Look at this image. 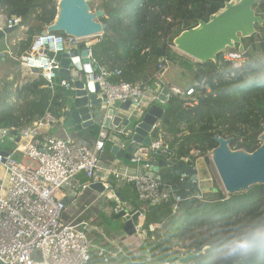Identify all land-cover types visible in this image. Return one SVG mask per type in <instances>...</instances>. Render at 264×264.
Here are the masks:
<instances>
[{
	"label": "trees",
	"instance_id": "obj_1",
	"mask_svg": "<svg viewBox=\"0 0 264 264\" xmlns=\"http://www.w3.org/2000/svg\"><path fill=\"white\" fill-rule=\"evenodd\" d=\"M56 3V0H0V12L21 18L27 28L26 40L11 46L12 56L20 57L29 51L33 37L53 22ZM222 5L221 0H99L96 9L104 13L100 21L105 28L91 48L92 58L99 68L110 73L113 83L143 82L152 86L160 59L166 58L169 64L181 59L170 48L181 25L191 28ZM255 10L264 16V0ZM243 44L248 57L240 69L233 70L229 64L219 62L195 63V80L209 82L210 89L207 93L201 89L202 83L195 82L196 105L184 107L181 99L172 96L166 101L165 118L151 134L153 138L162 136L180 164L194 167L197 153L208 164L206 155L217 146L213 141L215 135L231 138L229 146L233 150L250 153L259 147L258 137L264 124V29ZM3 91L0 129H13L8 133L11 135L31 126L46 113L58 120L69 96L61 82H56L51 90L41 76L14 92ZM11 97L17 102L11 103ZM90 131L97 136L99 126H91ZM110 146L105 145L107 152ZM160 175L165 181L177 180L174 172L161 170ZM206 186L204 183L201 190L175 184L176 194L186 198L196 191L203 200L186 199L176 211L172 210L171 202H165L146 213L144 225L159 224L162 232L142 233L139 260L150 255L154 264H264V248L250 244L245 247L241 243L253 229L264 231V186L228 196L213 184L212 198L206 197L209 194ZM234 244L239 247L229 254L228 248ZM127 253L105 262L91 250L89 264H130L124 260L131 256Z\"/></svg>",
	"mask_w": 264,
	"mask_h": 264
},
{
	"label": "built area",
	"instance_id": "obj_2",
	"mask_svg": "<svg viewBox=\"0 0 264 264\" xmlns=\"http://www.w3.org/2000/svg\"><path fill=\"white\" fill-rule=\"evenodd\" d=\"M98 1L91 0L96 3ZM13 28L25 29L22 19L8 17L0 12V32ZM82 40L84 39L65 37L58 33H40L33 37L27 53L13 59L22 69L41 76L52 90L61 69L60 55L82 44ZM170 48L173 50L171 45ZM88 51V57L95 62L90 49ZM245 59V55L237 50H225L220 54L218 62L221 65L229 64L233 70H237L244 65ZM167 65L166 58L160 59L157 72L152 78V86L143 82L113 83L110 73L104 68H98L93 81L98 84L99 93L105 97L104 108L108 110L118 103L130 101L127 115L131 118L141 114L146 106L157 104L163 89L160 81ZM61 86L68 91L71 89L67 81H62ZM164 87L168 90L166 101L172 96L181 99L184 107L197 104L194 87ZM201 89L210 92L208 84L204 82ZM146 98L149 102L144 104ZM56 122L53 116L46 113L31 126L21 129L24 140L21 154L27 163L0 151V264H89L91 250H95L105 262L114 257L104 247L94 246L84 230L74 222L65 221V207L59 193L71 181L77 180L79 175H83L87 179L81 185L83 190L99 182L105 188L100 196L108 200L116 199L112 187L98 179L97 174L103 169L101 157L105 152V145L110 143L125 149L132 141L131 134L123 126L105 127L102 123L93 145L87 147L49 134L46 129ZM8 133V130H0V140ZM158 159H162L173 172L180 164L175 152L165 144L161 135L151 138L149 145L137 144L133 149L130 162L140 167L138 172L106 169L109 174L105 175L107 178L112 177L130 187L135 202L133 205L125 203L118 206L105 202L106 210L113 215L120 209L130 210L136 207L140 213L139 219L143 221L136 228L138 238H141L139 235L145 230L153 234L161 229L159 224L144 225L145 215L151 208L171 202L172 210L176 211L178 204L186 199L203 200L196 191L186 198L174 192L175 184L184 185L188 181L185 175L177 176L176 181H165L160 172H151V163ZM102 238L107 240L103 235ZM110 242L117 248L115 256L124 255L119 244L112 240ZM130 264L138 262L132 261ZM144 264L154 262L149 259Z\"/></svg>",
	"mask_w": 264,
	"mask_h": 264
},
{
	"label": "water",
	"instance_id": "obj_3",
	"mask_svg": "<svg viewBox=\"0 0 264 264\" xmlns=\"http://www.w3.org/2000/svg\"><path fill=\"white\" fill-rule=\"evenodd\" d=\"M223 2L214 13L200 19L196 25L186 28L180 27V33L174 37L171 46L174 51L190 58L199 65L207 63L216 64L220 54L225 50H237L248 57L243 41L260 35L264 29V16L256 12L255 6L262 0H221ZM91 0H58L56 3V15L53 22L42 32L61 33L65 37L78 39H93L89 43H82L60 55L61 69L58 79H65L71 86L68 91L65 109L62 111L63 128H75L80 131L83 128L93 126L95 121L103 119L104 126L118 128L123 126L131 134V143L125 149L112 146L110 154L116 159L130 161L131 153L137 144L149 145L151 134L158 123L165 118V101L168 95L167 88L162 89L157 104L146 106L141 114L124 119L114 107L101 109L105 97H98L99 86L93 79L99 66L92 61L89 49L102 35L105 25L100 21L104 13L100 8L93 10ZM17 28L6 29L0 32V39L10 36ZM0 60L2 58L0 57ZM80 72L82 79L73 74ZM198 83H202L197 78ZM165 85V81H162ZM209 84V82H204ZM130 101L120 103L119 109L128 112ZM93 114V118L91 117ZM105 114V115H104ZM105 116V117H104ZM262 133L258 137L259 147L253 152L233 150L229 144L231 138L225 139L219 135L213 137L217 146L211 149L207 155L213 164L225 194L228 196L246 193L253 186H264V124ZM153 173L161 170L170 171L162 159L151 163ZM176 176L185 175L188 181L184 184L188 189H199V174L192 166L178 164L175 168ZM89 188L104 193L102 183H94ZM119 197L117 192H114ZM123 202V197H120ZM140 213L136 207L130 210L120 209L111 217L118 221L119 233L127 237H135L136 228L143 224L139 219Z\"/></svg>",
	"mask_w": 264,
	"mask_h": 264
},
{
	"label": "crops",
	"instance_id": "obj_4",
	"mask_svg": "<svg viewBox=\"0 0 264 264\" xmlns=\"http://www.w3.org/2000/svg\"><path fill=\"white\" fill-rule=\"evenodd\" d=\"M18 30V29H17ZM17 30H15L11 35H13ZM25 33L23 37H18L16 39H10V36H5L4 39H0L1 45H0V57L2 60H0V74L6 70L4 67L6 60L9 58L13 59L14 56H12L11 52V46L18 44L20 41H25L27 38L26 30L22 29ZM93 39L87 38L81 41V43H89ZM10 42V45H9ZM98 42V41H97ZM96 42V43H97ZM12 43V44H11ZM95 43V44H96ZM94 44V45H95ZM93 47V46H92ZM91 47V48H92ZM90 48V51H91ZM179 57L185 59L188 62L195 63L190 58L176 52ZM96 64V63H95ZM175 65V64H174ZM173 74H170L171 69V63L166 66L165 74L163 78L160 81V84L164 88L165 85H173L176 87H180L182 89H188L192 88L195 85V78L192 77L189 79V76L192 75L191 70H187L185 67H181L180 65L176 64L174 67ZM175 72L181 73L185 75L183 77L184 81L180 79V76H176ZM73 74L77 75L79 78L81 77L80 72H75L73 70ZM38 77L37 73L29 72L26 74L25 79H19L15 82L11 83L8 82L6 84L10 85L9 88H12V92L15 91L16 88L21 87L27 82L36 80ZM6 80L9 78V76L6 78ZM9 80V79H8ZM11 80V79H10ZM179 80V82H178ZM67 81L65 79L59 80L58 82ZM162 81H165V85ZM68 82V81H67ZM3 84V79L0 78V85ZM12 85V86H11ZM19 85V86H18ZM2 89H0V92ZM148 96L151 94H147ZM102 95L99 93L98 97H101ZM1 97V96H0ZM12 101L11 103H16V99L14 97H11ZM149 102L148 98L145 99L144 104ZM120 103L114 105V109L117 110L118 114L124 119H129L128 112H124L119 109ZM101 109H105L104 106ZM105 115V114H104ZM133 116V115H132ZM91 117L93 118V114H91ZM62 116L57 120L56 123H54L50 128L46 129V131L60 139H65L71 142H74L78 145H83L90 147L93 145L95 139L97 136H93L92 132L90 131V127H86L81 129L80 131H76L75 128H63V121L61 120ZM104 119V118H103ZM100 119L95 121L94 125H102L104 124V120ZM161 123L157 124V128L161 126ZM23 129V128H21ZM21 129L17 130V132L13 135L7 134L5 137H3L0 140V151L5 154H11L13 157H15L18 161H23L27 163V160L24 159L22 153V145L24 144V140L21 137ZM3 130V129H0ZM13 131L12 130H8ZM149 137L153 139L152 134H149ZM112 145L110 146L111 149ZM109 152L105 150L101 157L102 166L103 169L101 172L97 174V178L101 181H104V183L110 185L113 189V193L117 192L119 194V197H116L114 200H108L104 197L100 196V193L94 189L88 188V189H82L81 185L83 183L87 182V179L83 175H79L77 180L71 181L68 185L63 187L59 193V198L64 204V212H63V218L67 222H74V224L78 225L79 228L83 229L88 238L94 243V246H102L104 247L108 253H110L111 258H116L114 254L117 252V248L111 244V240L115 244L120 245V250L122 252H125L124 248H127L132 255H134V250L131 249L132 243L136 241V238L127 237L124 233H117L116 235H113L111 232H109V229L105 227V219L107 217H111V213H109V210H106V203L110 204L111 206H118L119 204H130L133 205L134 202V194L131 191L130 187L125 185L122 181L114 180L112 177L107 178L105 175H109L106 172L107 168H115V170L118 171H125L127 170L129 173H136L139 171L140 167H137L135 164L131 163L130 161H124L121 159H116L110 154ZM208 164L205 163L204 157L197 154V158L195 159V166L194 168L197 170V173H201V177L204 178L205 171H207ZM204 180V179H203ZM202 184H204L202 182ZM120 197H123L124 201H120ZM145 220V219H144ZM101 235L105 236L107 240L104 238L101 239ZM141 257V256H140ZM150 257L141 259L142 262L148 263ZM132 262V259H129V263Z\"/></svg>",
	"mask_w": 264,
	"mask_h": 264
},
{
	"label": "rangeland",
	"instance_id": "obj_5",
	"mask_svg": "<svg viewBox=\"0 0 264 264\" xmlns=\"http://www.w3.org/2000/svg\"><path fill=\"white\" fill-rule=\"evenodd\" d=\"M56 2H58V0H56ZM92 5H91V8L93 10L96 9V6H97V3L96 2H91ZM25 35L24 31L22 29H18L13 35L10 36V39H16L18 37H23ZM12 44V43H11ZM0 45H1V42H0ZM9 45H10V42H9ZM176 52V51H175ZM177 62L179 63H171V69H170V74L172 75L173 74V71H174V66L176 64L180 65L181 67H185L187 70H191L192 71V75H193V72L194 70L196 69V64L195 63H191V62H188L186 61L185 59L181 58L179 59ZM175 64V65H174ZM6 70H4L3 74L1 73L0 74V78L3 79V84L0 85V89H2V91L0 92V96L4 95V89L6 90H12V88H9V85L6 84L8 82H15L16 80L18 81L19 79H25L26 77V74L28 73L27 70L25 69H22L19 64L14 60V59H11V60H6L5 62V65L4 67ZM175 75L176 76H180V79H183V77H185V75L181 74V73H177L175 72ZM6 76V78L9 76V80L5 79L4 77ZM195 78L194 75L193 76H189V79H191V81L193 80L192 79ZM11 79V80H10ZM179 82V80H178ZM12 86V85H11ZM19 86V85H18ZM198 155H200V153H197ZM196 154V155H197ZM207 171H205V175H204V178L201 177L203 175H201V173H199V187L202 188L201 190H203V186L204 184L203 183H207V189L206 191H209L208 193V196H206L207 198H212L213 195H210L212 194L211 191H212V185L214 184V186H216L219 190H221L224 194H225V191L223 189V186L219 180V177L216 173V170L213 166V164L210 162L208 163V167H207ZM204 179V180H203ZM226 195V194H225ZM105 219V227L107 229H109V232H111L113 235H116L117 233V230H118V221H115L113 220L112 217H107V218H104ZM159 231V230H157ZM160 231L162 232V230L160 229ZM141 238H138L137 235H135V237H132V238H136V241L134 243H132V246H131V249L134 250V255L132 256H126L124 257L125 259L124 260H128L129 259H132L133 262H137L138 260V264H144V262H142L140 259V256H141V252H139L138 250V247L140 246L141 242H142V233H140L139 235ZM155 237V235L153 236V238ZM94 244V243H93ZM126 249L124 253V255H128L127 251L129 252V250L127 248H124ZM175 250V248H174ZM131 255V254H130ZM147 257H150V261H152V263L154 262L155 263V260L153 259V257H151L150 255H146L145 258Z\"/></svg>",
	"mask_w": 264,
	"mask_h": 264
},
{
	"label": "clouds",
	"instance_id": "obj_6",
	"mask_svg": "<svg viewBox=\"0 0 264 264\" xmlns=\"http://www.w3.org/2000/svg\"><path fill=\"white\" fill-rule=\"evenodd\" d=\"M241 243H243L245 247H247L250 244L257 249L264 248V231L253 229L250 232L247 240ZM237 247H239V244H234V245L229 246L228 248L229 254L233 252Z\"/></svg>",
	"mask_w": 264,
	"mask_h": 264
}]
</instances>
